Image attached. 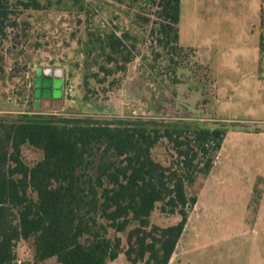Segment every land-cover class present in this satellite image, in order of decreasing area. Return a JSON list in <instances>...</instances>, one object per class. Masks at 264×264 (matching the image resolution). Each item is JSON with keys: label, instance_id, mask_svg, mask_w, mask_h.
I'll return each instance as SVG.
<instances>
[{"label": "rangeland", "instance_id": "rangeland-1", "mask_svg": "<svg viewBox=\"0 0 264 264\" xmlns=\"http://www.w3.org/2000/svg\"><path fill=\"white\" fill-rule=\"evenodd\" d=\"M23 1H9L19 26L0 49V116L39 113L37 72L59 68L62 105L40 114L225 125L230 133L211 174L190 189L198 202L169 264H264V133H256L264 132V0H181L174 52L159 41V0H38L39 11ZM92 29L129 33L137 46L126 71L102 83L86 54ZM163 153L156 150L158 159ZM24 155L30 164L42 156L32 148ZM151 221L166 227L180 217L157 209ZM121 238L127 246V234ZM16 251L20 264H33L31 242ZM109 264L131 263L121 254Z\"/></svg>", "mask_w": 264, "mask_h": 264}, {"label": "trees", "instance_id": "trees-1", "mask_svg": "<svg viewBox=\"0 0 264 264\" xmlns=\"http://www.w3.org/2000/svg\"><path fill=\"white\" fill-rule=\"evenodd\" d=\"M9 1L0 0V49L19 26ZM21 4L43 9L38 0ZM159 6V41L174 52L181 0H159ZM132 40L115 29L89 31L86 54L103 75L100 83L135 59ZM4 70L0 60V76ZM226 136L225 125L191 121L0 116V264L18 263L20 241L31 242L33 264L53 258L59 264H109L121 254L131 264H169L198 202L190 189L211 174ZM25 148L41 152V159L27 162ZM157 209L180 221L152 223Z\"/></svg>", "mask_w": 264, "mask_h": 264}, {"label": "water", "instance_id": "water-1", "mask_svg": "<svg viewBox=\"0 0 264 264\" xmlns=\"http://www.w3.org/2000/svg\"><path fill=\"white\" fill-rule=\"evenodd\" d=\"M41 70L37 72V78L35 79V97L36 107L40 106V100L44 98H55L59 99L62 96L63 78L64 72L62 69H47L45 70L46 78L40 76ZM43 88L45 90H43ZM58 107V106H57Z\"/></svg>", "mask_w": 264, "mask_h": 264}, {"label": "flooded vegetation", "instance_id": "flooded-vegetation-1", "mask_svg": "<svg viewBox=\"0 0 264 264\" xmlns=\"http://www.w3.org/2000/svg\"><path fill=\"white\" fill-rule=\"evenodd\" d=\"M37 76L35 77V79L37 78ZM40 76L42 78H44V79L46 78L45 70H43V71L41 70ZM63 81H64V83H63V88H62V96L59 99H55L53 97H51V98H44V97H42L41 100H40V102L45 101L50 106H55V107L58 106V107H60L62 105L61 102H62V100L64 98V91H65V85H66L65 78H63ZM34 86H35V84H34ZM43 90H45V89L43 88ZM35 91H36V88H35Z\"/></svg>", "mask_w": 264, "mask_h": 264}, {"label": "crops", "instance_id": "crops-1", "mask_svg": "<svg viewBox=\"0 0 264 264\" xmlns=\"http://www.w3.org/2000/svg\"><path fill=\"white\" fill-rule=\"evenodd\" d=\"M50 105H48L47 104V102H45V101H42V102H40V106L39 107H36V112H39V113H41V111L42 110H47V109H50ZM1 113L3 114H5V113H21V114H29V113H32V112H28V113H25V112H10V111H1ZM34 113V112H33ZM44 114V113H43ZM232 130H234V131H238V132H241V130H238V129H232ZM229 133H230V131L228 132L227 131V136H226V139H225V141H224V144H225V142L227 141V138H228V135H229ZM257 134H259V135H261V134H263L264 132L263 131H261V132H256ZM224 144H223V147H224ZM223 147H222V149H223ZM221 152V151H220ZM219 155H220V153H219ZM218 158H219V156H218ZM53 260V259H52Z\"/></svg>", "mask_w": 264, "mask_h": 264}, {"label": "built area", "instance_id": "built-area-1", "mask_svg": "<svg viewBox=\"0 0 264 264\" xmlns=\"http://www.w3.org/2000/svg\"><path fill=\"white\" fill-rule=\"evenodd\" d=\"M18 263L20 264V262L18 261Z\"/></svg>", "mask_w": 264, "mask_h": 264}]
</instances>
